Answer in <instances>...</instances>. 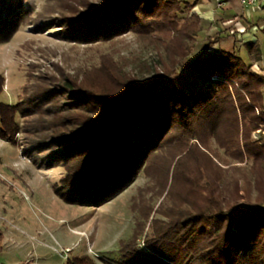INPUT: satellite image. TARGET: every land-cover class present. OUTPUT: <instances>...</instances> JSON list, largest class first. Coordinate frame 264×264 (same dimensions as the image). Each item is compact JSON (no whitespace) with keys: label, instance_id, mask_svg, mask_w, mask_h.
<instances>
[{"label":"trees","instance_id":"trees-1","mask_svg":"<svg viewBox=\"0 0 264 264\" xmlns=\"http://www.w3.org/2000/svg\"><path fill=\"white\" fill-rule=\"evenodd\" d=\"M13 1L0 0V45L33 25L73 45L129 34L155 52L137 72L108 54L88 68L33 63L20 101L0 103V139L20 133L37 169L61 168L64 203L99 207L147 179L118 264H264V42L245 44L247 60L210 50L219 31L193 55L200 17L183 0H48L36 16Z\"/></svg>","mask_w":264,"mask_h":264},{"label":"rangeland","instance_id":"rangeland-1","mask_svg":"<svg viewBox=\"0 0 264 264\" xmlns=\"http://www.w3.org/2000/svg\"><path fill=\"white\" fill-rule=\"evenodd\" d=\"M15 1L36 16L48 0ZM183 1L195 3L192 13L200 17L201 32L193 55L203 51L205 37L219 31L228 37L210 50L234 47L248 60L246 43L262 47L264 0L248 8L242 7L239 0H228L220 8L214 0ZM48 27L40 33L33 25H22L10 41L0 45V76L4 79L0 103L15 105L20 101L21 88L33 63L49 67L52 62H62L68 70L88 68L108 54L125 71L137 72L140 64L155 57L154 50L129 34L107 43L73 45L56 39L55 29L49 31ZM261 68L263 60L253 66L255 71ZM16 123L22 126L19 117ZM253 137L258 138L256 134ZM22 150L20 133L15 136V145L0 139V264H66L80 256L96 264H118L119 242L128 240L135 225L131 199L147 179L138 175L122 193L99 207L69 205L54 193L63 170L37 169Z\"/></svg>","mask_w":264,"mask_h":264},{"label":"built area","instance_id":"built-area-1","mask_svg":"<svg viewBox=\"0 0 264 264\" xmlns=\"http://www.w3.org/2000/svg\"><path fill=\"white\" fill-rule=\"evenodd\" d=\"M227 1L228 0H214V3L220 8L223 7ZM258 1L260 0H239L240 5L245 8L253 7Z\"/></svg>","mask_w":264,"mask_h":264}]
</instances>
